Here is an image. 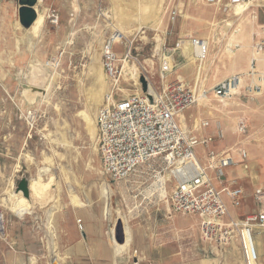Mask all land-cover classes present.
<instances>
[{
  "label": "rangeland",
  "instance_id": "1",
  "mask_svg": "<svg viewBox=\"0 0 264 264\" xmlns=\"http://www.w3.org/2000/svg\"><path fill=\"white\" fill-rule=\"evenodd\" d=\"M167 3L168 0H45L39 3L38 11L44 15V9L56 10L59 23L52 26L45 18L36 39L17 24V0H5L1 5L2 12H6L1 15L0 9V75L5 69L11 73L21 70L30 72L31 78L27 82H0V214L4 228L0 233V264H52V259L58 264L244 263L239 247H219L201 241L196 217L168 212L162 202L153 205L142 196L135 198V192L143 194V185L136 191L128 190L125 182L116 184L101 172L95 116L102 106L101 99L106 100L112 86L102 66L104 42L113 33L123 36L113 48L123 73L127 74L118 87L128 94L133 91V79L138 72L147 77L149 89L152 90L151 85L160 89L162 45L172 47L177 40L195 37L209 40L212 54L217 56L209 71L204 68L211 85L238 74L244 80L230 99L220 102L210 98L190 107L184 112L185 124L193 129L195 120L206 118L210 126L197 133L212 137L213 149L221 152L235 145L246 149L248 169L238 163L225 172L245 197L256 185L264 184V52L252 50L255 42L264 38L254 30L255 9L243 11L238 6L225 12L222 7L206 5L204 0H182L181 17L168 33ZM44 31L47 33L41 36ZM39 38L43 39L41 43ZM221 44L226 45L224 56L219 51ZM127 47L130 54L122 62ZM205 49L204 43L197 54ZM30 51L36 54L33 70L20 68L19 60L28 59ZM61 53L56 67L44 66ZM179 53L184 61L181 56L174 58L177 65L170 81L176 75L191 78L197 69L190 47H183ZM245 61L247 70L243 68ZM184 63L188 66L182 69ZM186 68L190 71L182 74ZM254 84L261 87L260 91L246 89ZM42 90L44 94L40 93ZM238 118L247 124L244 134L236 131ZM92 128L93 137L89 133ZM219 133L221 139L216 137ZM197 154L200 156L201 149ZM44 167L49 172L39 178L38 171ZM22 178L30 183L40 179L48 185L40 195L30 191V212L18 217L7 205L14 200L11 196L18 193L16 186ZM105 184L109 190L106 198L101 193ZM248 198L236 210L237 217L255 210L251 197ZM84 219H101L102 231L88 235ZM143 227L150 240H154L150 244L138 237V229ZM10 229L18 238L15 251H11L13 256L7 253L5 243ZM90 237L110 246L114 258L79 255L76 242L83 241L85 251H90ZM255 245L256 264H264V231H256Z\"/></svg>",
  "mask_w": 264,
  "mask_h": 264
},
{
  "label": "built area",
  "instance_id": "2",
  "mask_svg": "<svg viewBox=\"0 0 264 264\" xmlns=\"http://www.w3.org/2000/svg\"><path fill=\"white\" fill-rule=\"evenodd\" d=\"M181 1L168 0L165 7L168 33L181 15ZM255 1L228 0L223 10L245 2L250 3L252 8L259 7ZM4 2L0 0V6ZM221 2L204 0L209 6H219ZM45 16L52 26L58 25L59 13L56 10L47 8ZM115 39L116 34L113 33L102 46V66L112 86L106 95L105 104L100 106L95 116L96 151L102 174L115 183L129 182L133 177L142 178L146 187L142 189L143 194L135 192V198L142 196L150 204L162 202L170 211L196 217L201 241L219 247L237 243L244 259L243 264H256L258 252L255 234L256 231H264V184L255 186V210L242 220L231 217L225 198L232 207L239 208L245 194L235 186L234 181L224 185V172L238 163L248 169L249 154L245 148L236 145L221 152L213 149V138L197 133L210 126L209 120L198 118L195 128L190 129L184 117V112L190 107L210 98L220 102L230 99L233 92L242 87L244 78L238 74L209 85V77L203 70L207 48L201 55L197 54V49L204 46L203 39L188 37L177 40L172 47H167L165 43L162 45L160 89L151 85L152 91L149 92V81L144 76L147 81V92L144 93L139 82L143 75L138 72L133 79V91L124 94L118 84L125 80L127 74L123 73L120 59L113 48ZM185 46L191 48L192 60L198 63L197 73L190 85L179 76L169 80L174 72L172 52L182 50ZM253 49L256 53L264 52V41L255 42ZM129 54L130 48L127 47L122 62L126 61ZM61 56L62 53L51 57L44 66L56 67ZM254 88L261 89L256 84L246 86L247 90ZM115 97L120 98L115 100ZM28 115L32 116L31 112ZM246 128L244 119L238 118L236 131L244 134ZM216 137L221 139L222 133ZM198 149H201L200 156L197 154ZM139 188L133 185L132 189L136 191ZM78 223L81 228V222ZM2 229L0 226V231Z\"/></svg>",
  "mask_w": 264,
  "mask_h": 264
},
{
  "label": "crops",
  "instance_id": "3",
  "mask_svg": "<svg viewBox=\"0 0 264 264\" xmlns=\"http://www.w3.org/2000/svg\"><path fill=\"white\" fill-rule=\"evenodd\" d=\"M43 1H45V0H43ZM47 1V0H46ZM222 2L224 3V4H222V6H214V7H224V5L225 4H227V2H228V0H222ZM246 3V2H245ZM250 4V3H249ZM257 4H259V7H255L254 9V11H255V14H256V21H255V23H254V30L255 31H258V33H259V35H262L261 37H263L264 38V0H258L257 1ZM251 5V4H250ZM248 6V9L247 10H249L250 8H252L251 6ZM39 6H41V5H37V7H36V9H38L39 10ZM234 5H232L231 7H230V9H228V10H226L225 12H230L231 11V8H233L234 9V7H233ZM238 7V6H237ZM237 7H236V9H237ZM0 9H1V15H3L4 14V12H6V10L4 9V12H2L3 11V8L0 6ZM246 10V11H247ZM224 11V10H223ZM233 11V10H232ZM251 11H253V10H251ZM236 12V11H235ZM235 12H233V15H235V16H237L236 14H235ZM16 14H17V9H16ZM44 15H46V9H44ZM72 15V16H71ZM74 15L73 14H70V17H73ZM16 17H17V15H16ZM181 17V15L179 16V18ZM6 18V17H5ZM5 18H4V20H5ZM45 18H46V16H45ZM47 20V19H46ZM17 22V21H16ZM47 32L46 31H44L42 34H41V36L44 34H46ZM42 38V37H41ZM41 38H39V40H38V42H42L43 41V39H41ZM221 39H224V38H221ZM204 41V43H205V47L207 48V55H206V58H205V60H204V63H203V66H204V64H205V66L203 67V70H204V68L205 67H207L208 68V71H209V68H212V63L214 62V60H215V57H217L216 55L214 56V54H212V52H213V48H211V46H210V41L209 40H203ZM250 48H251V46H250ZM249 48V49H250ZM206 50V49H205ZM227 49H226V45H223V44H221L220 45V47H219V51H221L222 52V56H224V52L226 51ZM252 50H254L253 48H252ZM182 51V50H181ZM31 52V54H29L28 55V59H20L19 60V64L21 65L20 66V68H23V67H25V68H32V70H33V68H34V64L35 63H33L34 62V60H35V58H36V54L34 55L33 54V52L32 51H30ZM251 52V51H250ZM173 53V55H172V59H173V63H174V69H175V66L177 65V62L175 63V57H178V56H181V54L179 53V50H177V51H173L172 52ZM249 55V57H252V54L251 53H249L248 54ZM214 57V58H213ZM248 56L246 57V61L248 60V58H249ZM181 58H182V60L184 61V57L183 56H181ZM256 58H254V60H255ZM246 61H245V65L243 66V68L244 69H248V63H246ZM188 62V61H187ZM248 62V61H247ZM33 63V64H32ZM247 64V65H246ZM257 65V64H256ZM182 66V69L183 68H185L186 66H188V64H182L181 65ZM5 68V67H4ZM190 71V69H188V68H186V69H184V70H182V74H185V72L186 73H188ZM205 72H206V70H204ZM204 72V73H205ZM196 73H197V69H196V71H194L193 72V75H192V77L191 78H189L188 76V78H186V77H183L182 75H176V76H179L182 80H183V82H185L186 84H188V85H190L192 82H193V80H194V77H195V75H196ZM29 74H30V72H29ZM29 74H26V73H22V71L20 70H18L17 72H15V73H11V71H9L8 69H5V72H4V74L3 75H0V82H3V83H10V82H17V83H19V82H27V81H30V78H31V75H29ZM208 74V73H207ZM175 76V77H176ZM174 77V78H175ZM211 80L209 79V81H208V84L209 85H211ZM17 145H21V143L19 142ZM227 170V169H226ZM225 170V172L227 173L228 172V170L226 171ZM224 172V173H225ZM263 178V177H262ZM142 178H139V177H133V178H131V180L129 181V182H125V184H124V186H125V188H127L128 190H131L132 188H133V185L134 186H140L141 187V185H143L144 186V188L146 187L145 185H144V183L143 182H140V180H141ZM264 179V178H263ZM143 180V179H142ZM231 181H233V179H227L226 178V176H224V184H229ZM118 183H121V182H118ZM117 184V183H116ZM235 186H236V184H235ZM257 186V185H256ZM220 187V186H219ZM237 187V186H236ZM254 190H255V187L253 188V190H252V193H250V195H248V197H247V195H246V197L243 199V201H242V204H241V206L239 207V208H234V207H232L231 206V202L227 199V198H225V201L227 202V204H228V208H229V212H230V215L233 217V218H235V217H237V215H235V214H237V212L238 211H236V210H238V209H240L241 207H243V205H244V203H245V201H247V198L248 199H250V197H251V204H252V206L254 207V209H255V204H254V201H253V193H254ZM153 199H155L156 200V198H153ZM148 203V202H147ZM148 204H150V203H148ZM153 205L154 204H157V202H154V203H152ZM167 207V209H168V212L170 211V209L168 208V206H166ZM231 213H233V214H231ZM248 214V213H247ZM246 215V214H245ZM245 215H242V216H240V217H237V218H235V219H239V220H242L243 218H244V216ZM5 223V222H4ZM103 221L101 220V219H91V220H88V219H84V226H85V229H86V232H87V234L88 235H91V236H93V235H96V233H100L101 231H102V226H103ZM12 227V226H11ZM143 229H145L144 227L143 228H141V229H138V237H140L141 238V241H143V240H145L146 241V243L147 244H150V242H153L154 240H150L151 238H150V236H149V233H147V232H145ZM146 230V229H145ZM258 232H260V231H258ZM90 239L91 240H89V246L91 247V250L90 251H85V248H86V245H85V243L83 242V241H78V242H76V249L78 250V252L77 253H79V255H81V256H83V257H92V258H97V257H101V256H103V257H105V258H114V256H115V252H114V250H112L111 249V247L110 246H108L107 244H102L101 242H99V241H97V240H94V239H92L91 237H90ZM18 242V238L16 237V235H14L13 234V231H12V229H10V230H8L7 232H6V236H5V243L7 244V253H9V255L10 256H13L12 254V252L11 251H15L14 250V248H15V244ZM66 245V243L63 241V246H65ZM68 245L70 246V244L69 243H67V247H68ZM231 247H239V245L237 244V243H233V244H231L230 245ZM230 246H228V248L230 247ZM150 247V246H149ZM230 247V248H231ZM114 248H117V247H115V245H114ZM149 249H151V248H149ZM74 250H72V252H73ZM239 251L241 252V250H240V247H239ZM75 252V251H74ZM225 253V251H221V254H224ZM68 255H70V251L68 250ZM195 264H203V261H196L195 262Z\"/></svg>",
  "mask_w": 264,
  "mask_h": 264
},
{
  "label": "bare ground",
  "instance_id": "4",
  "mask_svg": "<svg viewBox=\"0 0 264 264\" xmlns=\"http://www.w3.org/2000/svg\"><path fill=\"white\" fill-rule=\"evenodd\" d=\"M248 3H237L235 4L233 7H237V6H240L242 8L243 11H246L248 9ZM37 10V17L34 21V23L32 24V26L26 30L28 34H31L32 36L35 37L36 39V36L38 37V35L41 33L42 31V28L44 26V23H45V16L43 15L42 12H39L38 9ZM18 24V22H17ZM26 34V33H24ZM22 34V35H24ZM21 37V36H20ZM26 37V36H25ZM120 37L123 38V36L121 35V33L119 34H116V39H115V44L117 42H119L120 40ZM34 39V40H35ZM33 41V40H32ZM18 43H19V40H18ZM17 43V45H18ZM27 44V43H26ZM34 44V43H33ZM28 47V46H27ZM252 68V66H251ZM148 91L151 92L152 90L149 89V86H148ZM106 100L105 99H101L100 101V105H103L105 104ZM89 133L91 135V137H93L95 135V130L94 128L90 129L89 130ZM39 178L41 176V174H46L48 171V168H42L40 169L39 171ZM51 179V178H50ZM30 183V182H29ZM48 184H42L40 182V179L38 180H33L30 185H29V188H30V191L33 192L35 195H40L41 192L43 191V189H45L47 187ZM109 190H108V186H106V184L104 186L101 187V193L102 195L104 196V198H106L107 194H108ZM32 194V193H31ZM10 196V194H9ZM14 198L11 199L12 201L9 200V204L7 205L8 209L13 212L14 214H16L18 217H22L23 215L25 214H29L30 212V208H29V200L24 198L23 195L21 194V192H18L17 194H13L11 196V198ZM10 199V198H9ZM0 226L3 227V215L0 214ZM3 230L4 228L2 229V231H0L1 234H3ZM112 238V242L114 243L115 245V239L113 237ZM130 238V237H129ZM131 239V238H130ZM129 241V240H128ZM112 244V243H111Z\"/></svg>",
  "mask_w": 264,
  "mask_h": 264
},
{
  "label": "water",
  "instance_id": "5",
  "mask_svg": "<svg viewBox=\"0 0 264 264\" xmlns=\"http://www.w3.org/2000/svg\"><path fill=\"white\" fill-rule=\"evenodd\" d=\"M43 2V0H17V20L19 25L24 29L28 30L32 24L34 23L37 17L36 7L39 3ZM139 82L141 84V90L146 93L147 92V81L144 76H140ZM44 94L43 90L40 92ZM150 99V96L147 95ZM16 192H21L24 198H30V188H29V180L26 178H22L19 180L16 186ZM52 264H58L55 259L51 260Z\"/></svg>",
  "mask_w": 264,
  "mask_h": 264
}]
</instances>
